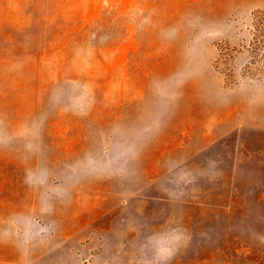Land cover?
<instances>
[{
  "label": "rangeland",
  "instance_id": "374dc122",
  "mask_svg": "<svg viewBox=\"0 0 264 264\" xmlns=\"http://www.w3.org/2000/svg\"><path fill=\"white\" fill-rule=\"evenodd\" d=\"M264 0H0V264H264Z\"/></svg>",
  "mask_w": 264,
  "mask_h": 264
},
{
  "label": "trees",
  "instance_id": "16d2710c",
  "mask_svg": "<svg viewBox=\"0 0 264 264\" xmlns=\"http://www.w3.org/2000/svg\"><path fill=\"white\" fill-rule=\"evenodd\" d=\"M253 16L249 41L250 58L245 67L249 75L264 77V7L256 9Z\"/></svg>",
  "mask_w": 264,
  "mask_h": 264
}]
</instances>
